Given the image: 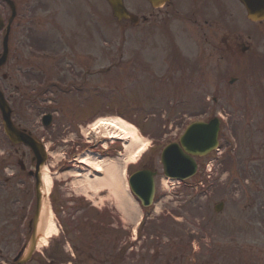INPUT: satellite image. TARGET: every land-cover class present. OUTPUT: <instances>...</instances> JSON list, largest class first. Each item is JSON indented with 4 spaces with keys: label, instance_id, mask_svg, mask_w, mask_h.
Segmentation results:
<instances>
[{
    "label": "rangeland",
    "instance_id": "1",
    "mask_svg": "<svg viewBox=\"0 0 264 264\" xmlns=\"http://www.w3.org/2000/svg\"><path fill=\"white\" fill-rule=\"evenodd\" d=\"M140 2L125 0V6L137 15ZM94 6L91 34L96 60L93 77L88 78L96 84L94 88L85 85L84 89L70 90L65 95L43 91L33 104L28 100L39 90L15 91L9 63L0 71V88L9 104H15V123L37 139H44L48 147L44 167L50 184L45 200L56 232L46 245H36L27 264H96V258H108L105 264H264V46L259 48L264 42L262 32L254 38L258 45L252 63L240 61L238 68L231 70V60L217 61L191 28L170 22L173 24L167 35V31L147 26L120 27L107 19L109 8L103 0H94ZM33 14L36 20L30 25L29 35L41 33L37 23L41 7ZM0 16L6 22L8 12L1 3ZM259 28L262 30L264 25ZM248 29L240 20L239 30ZM79 32L88 33L83 28ZM170 38L175 48L168 43ZM1 39L0 36V50ZM167 44L171 45L169 49L182 51L192 59L188 82L179 76L180 70L172 74V79L178 77L181 85L155 84L152 90L141 92L135 66L132 71L119 64V70L110 68L103 74L113 60L119 59L116 57L120 51H144L162 57ZM204 46L206 51L201 49ZM200 54L202 57H197ZM195 59L200 64L194 63ZM217 72L223 78L218 85ZM3 73L8 77L6 81L1 80ZM156 74L165 77L161 71ZM163 77L159 78L161 83L171 82ZM231 78L236 80L229 84ZM55 95L63 101L56 104ZM212 99L216 101L212 103ZM45 113L54 114L52 125L46 129L40 123ZM114 116L133 125L140 140L148 141L144 155L134 163H126L123 174L127 189L122 185L120 192L140 215L133 222L116 208L119 191L109 186L91 189L67 175L72 170L81 175L93 173L77 161L87 151H105L103 158L121 163L122 142L106 139L101 131L96 133L91 128L98 119ZM214 117L220 120L218 146L222 154L212 169L211 179H204L205 163L212 157L209 155L195 159L198 168L193 178L165 185L160 150L177 142L191 121ZM82 144L86 148H81ZM22 153L26 154V170H32L31 156L25 148L9 144L0 119V164H5L0 172V264H14L13 258L25 249L30 235L27 226L35 208L33 180L24 175L10 177L16 172ZM141 167L156 172L155 201L148 213L141 210L127 184L129 174ZM81 187L83 190H79Z\"/></svg>",
    "mask_w": 264,
    "mask_h": 264
},
{
    "label": "flooded vegetation",
    "instance_id": "2",
    "mask_svg": "<svg viewBox=\"0 0 264 264\" xmlns=\"http://www.w3.org/2000/svg\"><path fill=\"white\" fill-rule=\"evenodd\" d=\"M11 1L16 12L10 31L9 65L10 72L14 75L12 89H40L65 95L67 91L85 85L84 81L82 84L76 82L78 79L86 81L93 77L91 71L96 59L95 41L91 34V26L95 20L94 0ZM243 1L252 8L257 0ZM153 4L154 6L150 5L147 0H141L138 4L137 26L167 31V34L173 24L170 22H175L176 26L191 28V31L197 33V39L208 45L217 61L231 60V70L237 69L240 61H253L255 46L258 45L254 42L256 33L260 35L262 32L264 36V28H259V25H264V21L250 25L248 23L247 32L239 30L240 20L247 26V7L241 0H153ZM38 6L41 7V19L37 22L41 33L29 35L30 25L36 20L33 11ZM121 22L125 23L123 20ZM81 28L87 29L88 33L80 34ZM168 43L172 45L174 41L170 38ZM169 46L170 44L167 48ZM263 46L264 42L259 48ZM203 48L206 51L207 48L204 46L201 49ZM147 53L149 54L144 51H126L125 54L128 55L123 62L126 65H136L139 77L137 87L141 92L152 90L159 78L162 79L163 76L158 77L156 74L159 71L165 73L163 78L172 81V74L181 70L179 76L184 82H188V72L193 62L183 52L169 49L163 51L162 57ZM122 58L121 56L119 59ZM194 63L200 64V60L195 59ZM215 74V84L218 85L223 78L221 72ZM165 83L167 82L161 84L166 85ZM175 83L181 84L178 79L170 82ZM86 85L88 88L95 87L90 79ZM55 96L56 104L63 101ZM102 254L105 255V251ZM65 261L62 260L63 263ZM87 261L93 262L92 259ZM107 261L108 258H96L94 262L105 264Z\"/></svg>",
    "mask_w": 264,
    "mask_h": 264
},
{
    "label": "water",
    "instance_id": "3",
    "mask_svg": "<svg viewBox=\"0 0 264 264\" xmlns=\"http://www.w3.org/2000/svg\"><path fill=\"white\" fill-rule=\"evenodd\" d=\"M5 1L11 5L8 0ZM111 7L113 17L118 20L129 18L135 21L132 16H129L122 6V0H105ZM153 3V0H149ZM12 6V5H11ZM249 18L257 20L264 13V3L255 8L248 10ZM10 24V22H9ZM7 26L6 35L3 39V53L0 57V66L4 64L7 55V35L9 31ZM3 23L0 19V29ZM0 112L2 115V126L6 136L13 144H24L33 153L35 161V193H36V209L34 217L30 222L31 235L25 252L22 256L19 254L15 261L17 264H25L32 256L40 232L39 221L41 215V206L43 198L41 195V180L39 170L43 166L46 157L42 149L29 134L16 129L11 122V110L5 102L3 95L0 92ZM44 125H48L49 116L44 117ZM218 121L211 120L209 123H194L187 128L184 135L180 138L179 144H170L161 153V164L163 166V174L166 178L186 180L193 176L196 171V166L191 156H203L209 153L217 145ZM21 168L23 166L19 163ZM32 175V173H28ZM153 173L150 171H138L130 176L128 180L131 192L139 199L142 207L151 205L154 195ZM221 208L219 206L218 210Z\"/></svg>",
    "mask_w": 264,
    "mask_h": 264
},
{
    "label": "bare ground",
    "instance_id": "4",
    "mask_svg": "<svg viewBox=\"0 0 264 264\" xmlns=\"http://www.w3.org/2000/svg\"><path fill=\"white\" fill-rule=\"evenodd\" d=\"M91 128L99 133H103V137L106 139H116L122 142L124 149V155L120 158L121 163L112 158L98 157L92 153H84L78 157V162L93 173H87L81 175L77 170H72L67 173L68 176L77 178L81 181L85 187L91 189L99 188L102 186H109L115 189V191H121V186L125 189L126 185L124 170L126 163H134L138 157H140L147 150L146 139H141L135 133V127L119 117H110L108 119H98ZM90 128V129H91ZM120 165V166H119ZM124 165V166H123ZM42 190L47 193L48 186L50 184V177L45 167L42 169ZM122 177V178H121ZM124 178V179H123ZM123 181L124 184L122 183ZM127 189V185H126ZM79 190H83L81 187ZM42 211L40 215V236L37 241V246H44L48 240L52 238V235L56 232V227L51 220V212L47 210L46 203L42 202ZM117 210L131 222L139 219L138 210L122 193L117 195Z\"/></svg>",
    "mask_w": 264,
    "mask_h": 264
},
{
    "label": "trees",
    "instance_id": "5",
    "mask_svg": "<svg viewBox=\"0 0 264 264\" xmlns=\"http://www.w3.org/2000/svg\"><path fill=\"white\" fill-rule=\"evenodd\" d=\"M2 171V167H0V172ZM1 177V176H0ZM3 182V181H2Z\"/></svg>",
    "mask_w": 264,
    "mask_h": 264
}]
</instances>
